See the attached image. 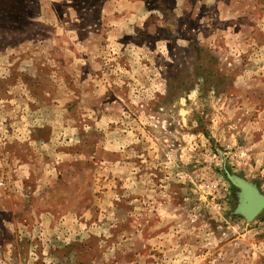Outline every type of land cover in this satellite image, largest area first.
Returning <instances> with one entry per match:
<instances>
[{
  "label": "rangeland",
  "instance_id": "1",
  "mask_svg": "<svg viewBox=\"0 0 264 264\" xmlns=\"http://www.w3.org/2000/svg\"><path fill=\"white\" fill-rule=\"evenodd\" d=\"M264 0H0V264H264Z\"/></svg>",
  "mask_w": 264,
  "mask_h": 264
},
{
  "label": "water",
  "instance_id": "2",
  "mask_svg": "<svg viewBox=\"0 0 264 264\" xmlns=\"http://www.w3.org/2000/svg\"><path fill=\"white\" fill-rule=\"evenodd\" d=\"M228 178L231 183L239 189V202L235 212L242 215L247 221L254 220L264 209V194L260 192L258 187L248 182L238 175L229 174ZM259 196V203L254 208L249 209L247 206L250 194Z\"/></svg>",
  "mask_w": 264,
  "mask_h": 264
},
{
  "label": "bare ground",
  "instance_id": "3",
  "mask_svg": "<svg viewBox=\"0 0 264 264\" xmlns=\"http://www.w3.org/2000/svg\"><path fill=\"white\" fill-rule=\"evenodd\" d=\"M259 196L256 194H250L249 196V200H248V204L247 206L249 207V209H252L255 207V205H257L259 203Z\"/></svg>",
  "mask_w": 264,
  "mask_h": 264
}]
</instances>
